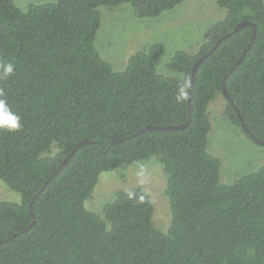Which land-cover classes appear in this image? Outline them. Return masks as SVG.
<instances>
[{
	"label": "trees",
	"instance_id": "16d2710c",
	"mask_svg": "<svg viewBox=\"0 0 264 264\" xmlns=\"http://www.w3.org/2000/svg\"><path fill=\"white\" fill-rule=\"evenodd\" d=\"M181 1L49 0L22 10L0 0V65L15 67L0 72V92L22 124L0 130V180L20 195L0 200V264H264V165L222 183L220 160L206 150L216 94L226 99V119L254 142L236 107L264 146V0H216L225 16L197 53L170 56L165 66L175 74L156 69L160 42L130 54L121 71L95 47L99 6L128 3L154 17ZM243 19L255 23L253 40L251 24L231 33L192 76L197 59ZM82 139L92 143L52 175ZM149 157L166 176V231L140 186L118 190L102 214L85 208L102 171Z\"/></svg>",
	"mask_w": 264,
	"mask_h": 264
},
{
	"label": "rangeland",
	"instance_id": "374dc122",
	"mask_svg": "<svg viewBox=\"0 0 264 264\" xmlns=\"http://www.w3.org/2000/svg\"><path fill=\"white\" fill-rule=\"evenodd\" d=\"M47 1L14 0L22 10L29 3ZM98 9L101 23L94 43L113 70H123L133 52L160 42L164 49L155 65L157 71L163 74H175L165 64L176 50L197 53L200 45L210 36V25L226 13V8L216 0H182L154 17H139L128 3L101 5ZM226 103L222 94H216L207 106L211 128L206 150L220 160L219 181L229 184L264 165V146L248 139L226 119L223 115ZM165 184V173L155 157L123 163L99 174L91 195L84 200V206L102 214L103 205L112 200L118 190L140 186L148 192L152 201L154 225L166 231L170 224V208L164 192ZM0 200L19 202L20 195L0 180Z\"/></svg>",
	"mask_w": 264,
	"mask_h": 264
},
{
	"label": "water",
	"instance_id": "95a60500",
	"mask_svg": "<svg viewBox=\"0 0 264 264\" xmlns=\"http://www.w3.org/2000/svg\"><path fill=\"white\" fill-rule=\"evenodd\" d=\"M247 24H251V25L253 26V33H252V37H251V39L253 40V38H254V36H255V33H256V26H255V23L252 22L251 20H248V19H243V20H241L240 22H238V23L234 26V28H233V30H232L231 32L226 33V34L222 35L221 37H219V38L215 41V43L213 44V46L211 47V49H210L209 51H207L204 55H201V56L197 59L196 63H195L194 66H193V69H192V76H194V73H195V70H196L197 65H198L199 63H201L202 60H203L205 57H207V56L213 51L214 48H216V47L218 46V44L222 41V39H224L225 37L230 36L231 33H234V32H236V31H238L239 29H241L242 27H244V26L247 25ZM249 46H250V44H248L247 48L244 50V53L248 50ZM242 59H243V54H242V55L240 56V58L238 59L237 63H239ZM237 63H236V64H237ZM232 68H233V67H232ZM191 84H192V78H191V81H190V83H189V88H190ZM189 92H190V89H188V94H189ZM223 93L226 95V97H228V94H227V92H226V89L224 88V85H223ZM188 100H189V99H188ZM229 102H230L231 104H233L232 100H229ZM235 111H236V113H237V115H238V118H239V120H240L241 125H242L243 128H244V131H246V132L250 135V137H252V139L254 140V142H256V143H260V144H261L262 141H259L258 139L254 138L253 135L248 131V129L246 128L245 123H244V121H243V118H242L241 114L239 113V111H238V109H237L236 107H235ZM186 124H187V123H185V124H178V125H168V126H161V125L152 126V125H149V126L144 127L143 129H141V131H143V130H147V129L183 128V127L186 126ZM135 134H137V133H135ZM84 143H92V141H90L89 139H82V140L78 141V142L72 147L71 151L66 155V157H65V158L59 163L58 167L56 168V170L53 172L52 175L58 173V172L61 170L62 166L65 165V164L68 162V160L73 156V154L75 153V150H76L79 146H81L82 144H84ZM50 178H51V176L48 178V180H49ZM48 180H47V181H48ZM47 181L43 184L42 187L45 186V184L47 183ZM40 190H41V189H39V191H40ZM39 191H38V192H39ZM38 192H37V193H38ZM34 196H35V195H34ZM30 206H31V202H30ZM33 223H34V221H33L32 223H30L27 227H25L24 230H27V229H28ZM1 242H2V241H0V243H1Z\"/></svg>",
	"mask_w": 264,
	"mask_h": 264
},
{
	"label": "clouds",
	"instance_id": "9594fccd",
	"mask_svg": "<svg viewBox=\"0 0 264 264\" xmlns=\"http://www.w3.org/2000/svg\"><path fill=\"white\" fill-rule=\"evenodd\" d=\"M0 72L3 76L8 77L14 74L15 67L13 63L8 62L0 65ZM20 116L11 111L8 107L7 101L3 98V93L0 92V130L8 131L10 133L18 132L22 128ZM129 198L133 197V193H129Z\"/></svg>",
	"mask_w": 264,
	"mask_h": 264
}]
</instances>
